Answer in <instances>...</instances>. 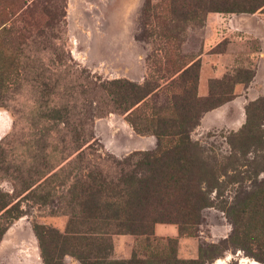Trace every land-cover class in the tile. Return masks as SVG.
<instances>
[{"label":"rangeland","instance_id":"rangeland-1","mask_svg":"<svg viewBox=\"0 0 264 264\" xmlns=\"http://www.w3.org/2000/svg\"><path fill=\"white\" fill-rule=\"evenodd\" d=\"M210 7L211 0H0V193L20 210L0 237V264H43L35 226L66 233L71 250L98 249L111 261L134 255L163 264L173 250L178 264H264V227L249 199L264 195V114L244 153L238 142L228 144L248 104L264 100V12ZM192 62L199 98L211 80L252 72L189 132L211 172L201 185L208 203L197 224L178 231L157 223L151 235H129L83 220L79 196L87 174L112 179L116 162L156 146L99 84L148 81L153 92L138 116L150 117L168 105L178 71ZM243 239L254 240L249 248L260 261L239 247ZM60 264L80 263L64 255Z\"/></svg>","mask_w":264,"mask_h":264},{"label":"trees","instance_id":"trees-1","mask_svg":"<svg viewBox=\"0 0 264 264\" xmlns=\"http://www.w3.org/2000/svg\"><path fill=\"white\" fill-rule=\"evenodd\" d=\"M209 9L213 12L253 14L264 12V0H211ZM50 18L52 21L55 17ZM197 71L196 62L180 69L175 82L177 91L170 94L168 105L159 109V113L165 114L150 117L138 116V106L153 92L148 81L138 85L113 79L99 84L113 108L126 115L135 131L152 135L156 146L152 151L133 152L116 162L119 171L112 179L87 174L79 196L83 220H101L114 226L118 234L129 235H151L153 225L157 223H173L178 231L197 224L199 211L208 203L201 185L207 187L211 172L205 171L199 149L189 140V132L202 113L230 101L234 86L246 84L252 78V72L245 70L211 80L206 96L199 98L196 93ZM263 114L264 100L249 103L244 125L229 138L228 144L232 147L234 142H238L244 153L259 135L255 121ZM251 196L249 199L259 209L256 212L259 213L260 226L264 227V195L259 197L252 193ZM19 215L16 204L0 193V237L7 224ZM232 225L235 229L236 219ZM34 234L43 264H60L64 255L76 258L80 264H154L134 255L126 261H111L93 248L71 250L72 238L51 228L35 226ZM243 243L246 246L239 247L260 261L261 258L249 248L254 240L243 239ZM171 251L161 263L178 264Z\"/></svg>","mask_w":264,"mask_h":264}]
</instances>
